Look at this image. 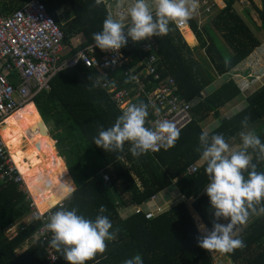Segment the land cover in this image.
Segmentation results:
<instances>
[{"label": "trees", "instance_id": "16d2710c", "mask_svg": "<svg viewBox=\"0 0 264 264\" xmlns=\"http://www.w3.org/2000/svg\"><path fill=\"white\" fill-rule=\"evenodd\" d=\"M25 1L0 0V15L7 16L15 12ZM41 1L64 33L63 44L68 46L63 52L64 56L77 50L71 45L75 35L82 34L85 44L94 42L92 34L102 30L103 21L109 15L102 1L98 6L95 0ZM220 1L223 4L221 8L215 0H199V8L203 11L209 5L217 11L209 18V14L203 12L202 30L197 28L196 20L191 24L201 47L206 48V56L196 57V48L189 46L174 22L169 24L168 35L150 37L163 64L160 70L162 76L172 75L178 93L186 101H197L193 108V122L180 131L173 147L167 150L160 148L154 154L147 152L139 157L131 155L130 142H125L124 151L120 153L106 152L97 147L93 137L98 135V125L104 129L111 127L122 111L112 102L100 82L93 87L99 71L86 65L80 64L57 72L50 80V89L39 92L33 98L36 107L31 102L32 112L61 125L62 130L54 133L53 140L57 141L60 156L68 162L75 191L69 194L66 190L67 184L73 187L66 170L58 177L57 186L48 187L44 175L37 176L26 180L32 201L40 212H45L65 197L62 207H78V214L92 220L100 214L99 207L105 205L107 211L103 215L108 216L113 229H120L114 240L106 242V252L98 253L86 264H97V261L99 264H122L137 253L142 256L144 264H213L212 258L198 246L197 237L200 234L186 202L187 199H194V211L212 228L214 215L205 192L209 182L205 173L206 164L197 151L199 136L216 119L219 125L209 134L222 133L227 142L238 139L241 145L240 132L264 121V85L246 97V105L242 110L223 119L220 118L221 111L239 95L234 83H222L213 92L203 95L217 74L227 73L259 45L234 9L237 0ZM253 6L264 32V0L262 9ZM60 10L64 11V18L58 14ZM124 51L134 55L138 53L130 44L124 46ZM226 58L230 61L227 67ZM214 69L216 74L213 73ZM114 74L121 80V86H130L131 82L124 83L127 77H124L122 70ZM245 116H250L247 128L241 125ZM257 130V135L264 143V125L258 126ZM253 157V162H256L254 153ZM192 165L198 169L188 173ZM257 171H264V162L258 164ZM104 174L110 176L109 183L104 181ZM174 182L184 197L182 202L152 220H146L145 215L133 212L134 206L147 204ZM30 203V196L20 184L0 183V264H68L62 256L59 261L49 263L46 259V243L39 239L17 253V249L33 238L41 222L38 218L26 219L11 235H7L6 229L30 214ZM60 208L53 207L51 211L54 213ZM124 209L132 210L126 218H122L120 213ZM238 227L245 247L226 255L233 264H264V215H252L246 224Z\"/></svg>", "mask_w": 264, "mask_h": 264}, {"label": "clouds", "instance_id": "9594fccd", "mask_svg": "<svg viewBox=\"0 0 264 264\" xmlns=\"http://www.w3.org/2000/svg\"><path fill=\"white\" fill-rule=\"evenodd\" d=\"M100 3L101 0H95L97 6ZM198 8L199 0H132L127 9L130 17L127 26L123 23L122 15L119 18L108 15L103 21L102 30L93 33L92 39L95 47L102 51L119 50L127 45L128 38L133 42H139L153 36L168 35L170 23L187 21ZM125 28H127L126 32ZM185 28H189L197 37L192 26ZM178 29L183 35V28ZM203 48L206 56V48ZM116 63L117 60L113 58L110 62L106 61L105 67ZM229 63L226 58L225 66L227 67ZM161 64L162 62L159 72L163 67ZM232 69L222 75L228 77L225 82L234 83L239 94L249 96L264 85V75L259 80H253L252 76H249L245 77L249 80V84L240 88L239 83L244 79L233 77ZM214 71L216 73L215 69ZM219 76L217 74V77ZM243 76H246V73ZM134 79V76H129L124 83L128 84ZM99 80L100 76H97L93 87L99 83ZM188 102H194V106L197 103L196 99ZM150 106L155 112L160 111L155 105L143 101L130 104L111 127L104 129L102 125H98V135L93 137V143L106 152L120 153L124 151L125 142H130L129 151L133 157H139L149 151L156 152L160 148L167 150L173 147L179 139L180 130L173 121L167 119L157 121L154 128L146 127ZM249 120L250 116H245L241 120V125L247 128ZM239 135L242 141L239 148L231 147L222 133L210 135L209 131L204 130L199 136L200 146L197 151L201 153L200 159L206 164L205 173L209 182L205 192L210 200L214 220L211 230L202 223L198 224V231L202 234L197 237V243L199 247L209 252L219 251L216 256L220 252L230 253L245 247L238 226L246 224L252 215H264V171H257L258 164L264 162V143L254 131H242ZM53 142L55 146L56 141ZM253 153L256 162H253ZM66 190L69 194L75 191L71 184L66 185ZM98 211L100 214L94 220L78 214V207L71 209L61 207L47 217L46 228L52 233L49 244L68 264H86L98 253H105L106 242L114 240L119 233L120 229L118 227L113 229L108 216L103 215L107 211L106 206L101 205ZM221 220L228 222L221 223L219 222ZM122 264H144V262L142 256L137 253L125 259Z\"/></svg>", "mask_w": 264, "mask_h": 264}, {"label": "built area", "instance_id": "2783aa9c", "mask_svg": "<svg viewBox=\"0 0 264 264\" xmlns=\"http://www.w3.org/2000/svg\"><path fill=\"white\" fill-rule=\"evenodd\" d=\"M101 1L106 4L109 15L114 18L122 15L123 23L128 25L130 17L127 9L132 0H122V3L121 0ZM203 12L209 14L211 6L205 11L198 8L197 12L185 22L174 23L182 29L191 26L192 21L197 20V27L201 30L204 21ZM63 39L62 29L47 12L46 5L41 0H27L15 12L7 16L0 15V131L13 113L32 102L39 92L50 89V80L57 72L80 64L99 71L97 76H100L99 82L102 88L122 112L130 104L141 101L159 108L160 111L157 113L154 108L149 107L146 127L154 128L157 121L167 119L173 121L182 131L193 122L194 102L186 101L178 93L172 75L162 76L159 72L161 59L154 48L152 38L139 42H133L128 38L127 44L138 51L136 55L127 54L124 47L119 50L102 51L95 47L94 42L85 44L84 41L77 39V43L71 44L77 50L68 56L63 54L66 47ZM263 55L264 51L262 55L257 52L250 53L242 65L233 71V77L244 79L239 83L240 88L249 84V80L245 77L252 76L253 80H259L264 75ZM113 58L117 63L105 67L106 61L110 62ZM118 70H122L124 77H135L129 87L120 85L121 80L114 74ZM245 73L246 76H243ZM111 75L113 77L110 78ZM156 152L149 151L151 154ZM197 169L196 165H192L188 168V173H194ZM103 177L106 183L110 182L109 175L104 174ZM7 182L20 184L30 196V218H38L41 222L33 237L46 243V259L49 263L59 261L61 255L49 244L52 233L46 228V223L47 217L52 214V208L62 207L63 200L45 212L37 210L0 134V183ZM155 198L152 197L148 203L154 202ZM145 206L146 204L134 206L133 212L145 215L146 220H152L163 212L161 207L150 209ZM204 251L212 258L213 264H218L216 254L219 251L209 252L205 249Z\"/></svg>", "mask_w": 264, "mask_h": 264}, {"label": "crops", "instance_id": "0c3cea01", "mask_svg": "<svg viewBox=\"0 0 264 264\" xmlns=\"http://www.w3.org/2000/svg\"><path fill=\"white\" fill-rule=\"evenodd\" d=\"M240 1L241 0L236 1L234 5V9L240 15V17L244 21V24L248 27V29L253 34V36L255 37L254 35V31H255L256 33H261L262 38L264 39V32L261 29L260 21H258L259 20L258 15H257V18H258L257 22H255V19H253L254 22H250L249 17H248L249 13L246 10H241L242 8H240V4H239ZM215 2L218 4L219 8H221V6L223 5L220 0H215ZM249 3L252 4V8L254 11L255 9H254L253 4L259 10L263 8V0H249ZM255 13L257 14L256 11ZM194 39H195L194 44L189 43L190 46L192 48H196L195 50L196 52L200 50L204 54V48L201 47L199 39L195 35H194ZM257 40L259 41V45L255 47V49L251 52V54L257 52L262 55V52L264 51V46L262 47V45H264V40H259V39ZM196 57H198V55H196ZM244 60L240 62L237 66H235L232 69V72L235 71L240 65H242ZM263 64H264V58H263ZM219 78L221 77H218V79ZM214 84H217L216 88H218L220 83L218 84L217 82ZM227 105L225 107H228ZM32 111H33L32 103L30 102L27 106L24 107V109L20 110L19 112L14 114L11 118L6 120L5 126L2 127V128L6 127V131H5L6 140L4 141L6 142V145L9 149V152H11L12 156L14 157L13 154H16V157H14L16 162L18 161L19 163V160H20V164H24L25 162L26 168L28 169L29 174L27 170L22 171V172L26 180L29 178L35 179V177H37L38 174L42 172L39 174V176L44 175V177L46 178V182L48 180V185H47L48 187L54 186L55 184L57 186L58 184L57 179L60 176L61 172L65 170L67 171V168L65 166V161L55 150V146H54L55 142L48 139L46 133L43 130H37V133L30 131V129H35V127L39 128L40 122H41V118L39 114H37L36 112H32ZM29 121H32L37 125L30 126ZM216 127L217 126L212 128V130L215 129ZM212 130H208V131H212ZM10 142L12 144L9 145ZM70 179L73 183V179L71 177ZM26 186L27 188H29V191H30V187L28 183L26 184ZM73 188L75 189L74 183H73ZM183 200H184V197L182 196L181 191L179 190L177 186V183L174 182L172 185H169L167 188L160 191V194L156 196L154 202H150L146 204L145 207L150 208V209L153 207L154 208L161 207V209L164 212H167L168 210L172 209L174 206H176L179 202H182ZM186 202L189 206V209H190V212L193 218L196 221L197 228H198V224H201V223L204 224L207 228H209L204 223L202 218L199 217V215L194 211L192 207V203L194 202V199H189V200L187 199ZM120 213H121L122 218H126L125 215L126 214L129 215L130 213H132V210L124 209ZM225 222H227V220H225ZM34 241L35 239L33 237L29 239L26 242V244L32 243ZM222 255L223 254L221 253L217 255L218 262H219L218 264H233L231 260L229 259V257L227 256L223 257ZM225 260L228 262H225Z\"/></svg>", "mask_w": 264, "mask_h": 264}, {"label": "rangeland", "instance_id": "374dc122", "mask_svg": "<svg viewBox=\"0 0 264 264\" xmlns=\"http://www.w3.org/2000/svg\"><path fill=\"white\" fill-rule=\"evenodd\" d=\"M239 4H240V8H242L241 10H246L248 13H249V20H250V22H254L253 21V19H255V22H257V20H258V18H257V14L255 13V11L253 10V8H252V4H250L249 3V0H241L240 2H239ZM214 8H215V6H214ZM216 8H217V6H216ZM214 11L216 12L217 10L215 9V10H213L212 8H211V12L209 13V15H208V18L214 13ZM60 16H62V18H64V11L63 10H60L59 11V13H58ZM66 14V13H65ZM208 21V19L207 20H205V22H207ZM259 21V20H258ZM254 31V30H253ZM182 33L186 36V39H187V42L188 43H190V44H194V34L192 33V31L189 29V28H187L186 30H182ZM218 32L215 30V34H217ZM254 35H255V37L257 38V39H259V40H264L263 38H262V34L261 33H256L255 31H254ZM77 39H80L81 41H85V38H84V36L82 35V34H80V35H75L73 38H72V40H71V43H77ZM264 45H262V47H263ZM68 49V46L66 45V47H65V50H67ZM199 52V53H198ZM198 52H196V55H198V57L199 58H201V57H204L205 55L203 54V52H201L200 50L198 51ZM213 71V70H212ZM213 73H215V72H213ZM216 74V73H215ZM221 76V78H219L218 79V77L217 76H215V80H214V82L209 86V87H207L204 91H203V95L204 96H206V95H208L209 93H211V92H213L214 90H215V88H216V85L217 84H214V83H217L218 82V84L220 83H222L223 81H225V80H227L228 79V77L227 76H225V75H220ZM220 84H219V86H220ZM217 89V88H216ZM248 95H246V94H244V95H242V94H239L237 97H235V99H233V101L231 102V103H229L227 106L228 107H225L222 111H221V117L220 118H229L230 116H232V115H234V114H236V113H238L240 110H242L244 107H245V105H246V97H247ZM33 103H34V101H33ZM34 105H35V103H34ZM35 107H36V105H35ZM37 109V108H36ZM39 114V113H38ZM40 116V115H39ZM41 118V122H40V126L39 127H41V128H44V130H45V133H46V135H47V137H48V139H50V140H52L53 141V137H54V133H56V131H58V132H60L61 130H62V128H60V124H58L57 122H50V121H48V120H46V119H44L43 117H40ZM213 122L211 123V125H209L205 130H212V128H214L215 126H218L219 125V120H216V119H213L212 120ZM49 123H51V124H49ZM29 125L30 126H35V125H37V124H35L34 122H32V121H29ZM260 125H264V121H263V123L262 124H256V125H254L253 127H251V128H249V129H247L246 131H254L255 132V134H258V133H256L258 130V126H260ZM37 130H42V129H40V128H38V127H35V129H30V131H32V132H35V133H37ZM257 130V131H256ZM5 131H6V127L5 128H1V135H2V137H3V139L4 140H6V135H5ZM245 131V132H246ZM29 134H31V133H29ZM238 139H234V140H231L230 142H228L229 144H230V146L231 147H233V148H239L240 147V144L238 143ZM242 142V141H241ZM10 144H12L11 142L9 143V145ZM58 147L59 146H57V141H56V145H55V150L57 151V153L60 155L61 153L59 152V150H58ZM11 153V152H10ZM13 153V152H12ZM14 155V157H16V154H13ZM63 159H64V161H65V166H66V168H67V174L70 176V172H69V166H68V162L66 161V159L64 158V157H62ZM41 162H42V160H41ZM17 164H18V166H19V168H20V170L21 171H25V170H27V172H28V169L26 168V164H25V162H24V164H20V160H19V163H18V161H17ZM54 164V163H53ZM23 173V172H22ZM48 173H49V171H48ZM28 174H29V172H28ZM39 176V175H38ZM39 177H41V176H39ZM71 177V176H70ZM73 183H74V181H73ZM74 187H75V183H74ZM129 213V212H128ZM126 214V213H125ZM124 214V215H125ZM128 216V214H126L125 215V217H127ZM31 217V212H30V214L26 217V218H24L23 220L21 219L20 221H17L16 223H14V224H12L10 227H8L7 229H6V233H7V235H11L12 233H15L19 228H20V226L21 225H23L24 224V221L26 220V219H31L30 218ZM32 243H27V244H24L23 245V247H21V248H19V249H17V253H21L23 250H25L27 247H29V245H31ZM222 254V253H221ZM223 257H225V256H227V255H222ZM228 257V256H227ZM225 262H228V261H226L225 260Z\"/></svg>", "mask_w": 264, "mask_h": 264}, {"label": "bare ground", "instance_id": "6f19581e", "mask_svg": "<svg viewBox=\"0 0 264 264\" xmlns=\"http://www.w3.org/2000/svg\"><path fill=\"white\" fill-rule=\"evenodd\" d=\"M30 103V102H29ZM28 103V104H29ZM27 104V105H28ZM26 105V106H27ZM25 107V106H24ZM22 109H24V108H22ZM22 109H20V110H22ZM20 110H18L17 112H19ZM17 112H15V113H13L9 118H11L14 114H16ZM8 118V119H9ZM0 134H1V132H0ZM1 137H2V135H1ZM2 139H3V137H2ZM3 141H4V139H3ZM4 143L6 144V142L4 141ZM6 147H7V145H6ZM7 149H8V147H7ZM8 151H9V149H8ZM10 153V152H9ZM10 156H11V158H12V160H13V162H14V164H15V166L17 167V169L19 170V172L21 173V175H22V177H23V179H24V181H25V183H26V179H25V177H24V174L22 173V171L20 170V168H19V166H18V164H17V162H16V160H15V158L12 156V154L10 153ZM29 190V189H28ZM30 192V191H29ZM34 203V202H33ZM35 204V203H34ZM36 205V204H35ZM36 208H37V206H36ZM37 210H38V208H37ZM39 211V210H38ZM40 212V211H39Z\"/></svg>", "mask_w": 264, "mask_h": 264}, {"label": "water", "instance_id": "95a60500", "mask_svg": "<svg viewBox=\"0 0 264 264\" xmlns=\"http://www.w3.org/2000/svg\"><path fill=\"white\" fill-rule=\"evenodd\" d=\"M216 115H218L217 113H216ZM40 129H42L44 132H45V130H44V128H41V127H39ZM108 184H106V186H107Z\"/></svg>", "mask_w": 264, "mask_h": 264}]
</instances>
